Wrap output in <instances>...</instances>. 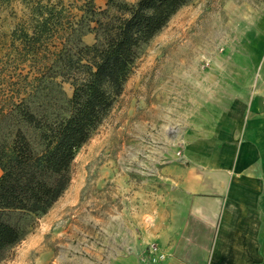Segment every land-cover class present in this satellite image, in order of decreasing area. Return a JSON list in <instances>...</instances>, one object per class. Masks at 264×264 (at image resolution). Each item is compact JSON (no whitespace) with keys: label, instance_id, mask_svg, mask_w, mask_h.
Segmentation results:
<instances>
[{"label":"rangeland","instance_id":"rangeland-1","mask_svg":"<svg viewBox=\"0 0 264 264\" xmlns=\"http://www.w3.org/2000/svg\"><path fill=\"white\" fill-rule=\"evenodd\" d=\"M107 1L94 3L104 9ZM24 2L0 0V97L30 84L34 74L11 36L28 13ZM82 40L90 45L94 34ZM247 67L255 70L246 73ZM257 80L264 93V0H191L172 15L143 48L107 117L75 154L70 184L52 209L53 221L67 229L63 238H49L53 264L105 262L117 229H142L157 197L168 193L164 179L182 159L186 130L200 105L228 98L232 83ZM63 88L69 96L71 86ZM48 221L33 217L23 240ZM22 244L10 248L0 264H31L33 252L21 251Z\"/></svg>","mask_w":264,"mask_h":264},{"label":"trees","instance_id":"trees-1","mask_svg":"<svg viewBox=\"0 0 264 264\" xmlns=\"http://www.w3.org/2000/svg\"><path fill=\"white\" fill-rule=\"evenodd\" d=\"M189 1L108 0L100 9L94 0H25L28 13L11 36L34 74L0 97V261L67 189L77 150L113 108L143 48Z\"/></svg>","mask_w":264,"mask_h":264},{"label":"crops","instance_id":"crops-1","mask_svg":"<svg viewBox=\"0 0 264 264\" xmlns=\"http://www.w3.org/2000/svg\"><path fill=\"white\" fill-rule=\"evenodd\" d=\"M230 90L228 98L200 105L182 159L164 179L168 193L157 197L142 229H117L98 264H264V93L258 80ZM59 199L43 214L49 221L22 240L20 250L33 252L31 264H53L49 238L66 234L53 221ZM150 244L165 258L149 259Z\"/></svg>","mask_w":264,"mask_h":264},{"label":"built area","instance_id":"built-area-1","mask_svg":"<svg viewBox=\"0 0 264 264\" xmlns=\"http://www.w3.org/2000/svg\"><path fill=\"white\" fill-rule=\"evenodd\" d=\"M146 254L148 258L152 261H158L165 258V254L159 250V248L155 244H150L146 250Z\"/></svg>","mask_w":264,"mask_h":264}]
</instances>
